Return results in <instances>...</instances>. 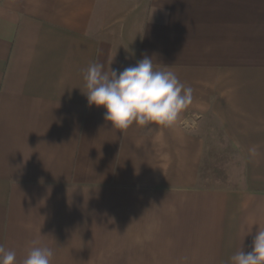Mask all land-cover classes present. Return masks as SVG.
<instances>
[{"label":"crops","instance_id":"obj_1","mask_svg":"<svg viewBox=\"0 0 264 264\" xmlns=\"http://www.w3.org/2000/svg\"><path fill=\"white\" fill-rule=\"evenodd\" d=\"M145 55L192 101L170 127L112 128L82 70ZM259 226L264 0H0V245L17 264L34 240L52 264H227Z\"/></svg>","mask_w":264,"mask_h":264},{"label":"clouds","instance_id":"obj_2","mask_svg":"<svg viewBox=\"0 0 264 264\" xmlns=\"http://www.w3.org/2000/svg\"><path fill=\"white\" fill-rule=\"evenodd\" d=\"M82 78L88 105L103 106L104 119L121 131L133 123L170 127L192 101V88L168 67L157 69L147 55L122 71L91 62ZM53 257L51 248L34 240L21 264H52ZM0 264H17V253L0 245ZM227 264H264V228L257 229L250 251H236Z\"/></svg>","mask_w":264,"mask_h":264}]
</instances>
